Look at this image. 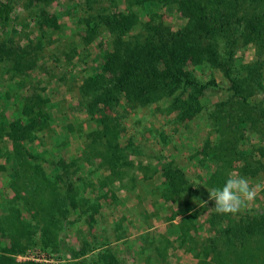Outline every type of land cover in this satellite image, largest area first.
I'll list each match as a JSON object with an SVG mask.
<instances>
[{
  "label": "rangeland",
  "instance_id": "1",
  "mask_svg": "<svg viewBox=\"0 0 264 264\" xmlns=\"http://www.w3.org/2000/svg\"><path fill=\"white\" fill-rule=\"evenodd\" d=\"M177 2L13 0L8 30L0 29V48L15 53H0V264H264V191L236 215L210 209L207 191L229 173L264 185V0L206 4L212 18L230 7L214 53L201 25L193 30L198 0ZM128 9L141 22L124 37L130 55L152 45L160 55L133 74L120 62L123 82L133 81L130 98L90 92L89 80L108 79L103 67L113 51L99 17ZM150 27L179 34L176 48L154 43ZM31 119V136L13 148L9 133ZM152 170L166 184L183 177L196 197L187 200L191 209L204 202L197 233L187 237H195L190 246L216 239L206 257L165 227L174 212L162 202L157 218L142 212L155 228L139 233L123 215L129 203L103 199L118 178L137 186V172L148 179Z\"/></svg>",
  "mask_w": 264,
  "mask_h": 264
},
{
  "label": "trees",
  "instance_id": "2",
  "mask_svg": "<svg viewBox=\"0 0 264 264\" xmlns=\"http://www.w3.org/2000/svg\"><path fill=\"white\" fill-rule=\"evenodd\" d=\"M177 3L180 4V0ZM224 1V0H222ZM210 0H198L197 4V12L200 13L199 21L192 22L195 25L193 26V30L197 28L196 24L201 25L202 34L206 36L205 38L207 41V48L211 51V53H214V46L215 42L217 41V38L219 35H222L224 33H227L228 27L230 25L231 21V15L228 13L230 10L229 5H221L223 6L222 10H219L217 14H215V17H211L209 14H206V4L209 3ZM214 2H210L211 6H214ZM13 12V0H0V29L2 32H7L9 23L11 21V16ZM100 20L103 21L104 25L107 27L111 34V42L113 45V51L112 53L107 55V60L103 67V73L107 74L109 77H101L97 76L95 79L89 80V84L85 86L84 88L88 91H93L95 89L100 91H108L113 94L117 95L119 92H122L126 94L129 98L131 95L136 94L133 90V81L128 80L127 83L123 82V75L121 70V61H125L127 64V71L128 74L136 73L137 71H140L139 66L142 65L143 60H147V56H154L158 55L159 52L156 51L155 45H152V51H149V49L145 50L146 52L144 55L140 52H136L135 56H131L129 52L128 45L131 43V41H125L124 37H128L129 34H131V31L134 27H137L141 24L139 15L128 9L126 13H112V14H105L99 17ZM218 22V24H216ZM213 28V29H212ZM150 31L153 32V37L151 40H154L153 42H160L162 46H170V48H176L172 43L176 42V39L179 37V34L171 33L170 31L166 30L164 27H150ZM148 30V31H149ZM176 44V43H175ZM233 44V42H232ZM231 44V45H232ZM150 48V49H151ZM224 48V44H223ZM140 51V50H138ZM232 52V51H231ZM0 53L5 54L7 56H13L15 53L10 49V47H5L3 45L0 48ZM4 55V56H5ZM160 55V54H159ZM27 65V64H26ZM25 65V66H26ZM225 66V65H224ZM227 75H229L228 71L225 69V67H220ZM232 83V87L235 88V93L239 94V90L237 88V85L233 81V79H230ZM91 81V82H90ZM99 83H105L103 86L97 85V82ZM131 84V85H129ZM110 86V88H108ZM35 119H31L29 122L32 124L31 126H27L24 128L21 132H19L17 129L13 131V133H9V138L12 142L13 148L21 150L22 147L19 148V142L21 140H27L31 136V129L34 128L35 125ZM111 138H113V134ZM101 135V134H100ZM98 138L95 139V141L99 142L101 139ZM104 138V137H103ZM107 145L110 144V141L107 140ZM114 150L116 148L109 147ZM65 170H67L65 168ZM169 174V173H167ZM166 174V175H167ZM165 175V176H166ZM170 179V175L168 177H165ZM179 179H170L169 182V191L174 193H184L186 191H190V187L187 186V183L183 177L179 176ZM68 179V178H67ZM185 228H182L181 230V236L185 240V242L188 243V245H191L192 242L195 243V239L187 237V233L184 230ZM232 229V228H230ZM249 232H252L249 229ZM215 238H208L203 241V243L197 244L195 247L201 251L199 253L201 257H206L209 255V253L212 251V245L216 243ZM213 251L216 252L214 249ZM208 253V254H207ZM28 264H39L30 262Z\"/></svg>",
  "mask_w": 264,
  "mask_h": 264
},
{
  "label": "crops",
  "instance_id": "3",
  "mask_svg": "<svg viewBox=\"0 0 264 264\" xmlns=\"http://www.w3.org/2000/svg\"><path fill=\"white\" fill-rule=\"evenodd\" d=\"M129 156L130 158L132 157L130 154ZM150 160L154 161V158L151 157ZM156 166V163H153L151 167L154 169ZM157 176L158 174H155V172L153 171V174L150 175L148 179H146V176L144 178L143 175L140 174V172H137V186L135 184H132L131 181L129 184L126 179L120 180L118 178L113 184V190H107L104 193L103 199H106L108 202H111V200H113L114 203H119V205L120 203H129L128 208L121 207L123 209V215H128L131 219L133 218V226L137 225L138 227H142L139 233H147L151 230L153 231V229L155 228L152 225L153 220L150 225L146 224L142 212L147 211L151 219L157 218V215H159L161 211L156 214V208L161 202L163 209H165V212H174L173 215L170 213V215L164 220L165 227L166 225L171 229H174L176 227L180 234L182 228H185L184 230L186 231L187 235L190 232H192V234L197 233L194 224H199L198 218L201 216L200 212L197 211V208L204 202L199 199L197 202L199 205L196 204V206L192 207L191 209L190 204H188L189 202L187 200H191L190 203H194L196 200L194 193H191L190 191H186L184 193L180 192L177 194L171 192L168 190L169 183L166 184L163 177L157 178ZM145 182L146 184H144ZM187 186L189 185L187 184ZM139 200L142 201L141 205L138 204ZM128 211H131V214H128ZM193 221L195 223H193ZM193 238L195 239V237ZM192 247L194 246L188 245L185 247V249H192ZM182 248H184V246ZM205 260H208V258ZM199 262L197 264H200ZM176 264L183 263L177 262Z\"/></svg>",
  "mask_w": 264,
  "mask_h": 264
},
{
  "label": "clouds",
  "instance_id": "4",
  "mask_svg": "<svg viewBox=\"0 0 264 264\" xmlns=\"http://www.w3.org/2000/svg\"><path fill=\"white\" fill-rule=\"evenodd\" d=\"M209 200L214 201L217 214L236 215L254 202L264 185H252L248 178L237 173H229L224 185L220 188L207 189ZM207 203V202H205Z\"/></svg>",
  "mask_w": 264,
  "mask_h": 264
}]
</instances>
